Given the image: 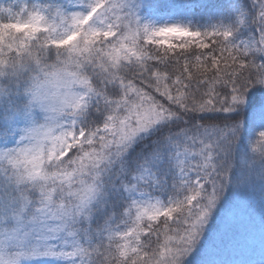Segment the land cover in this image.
I'll list each match as a JSON object with an SVG mask.
<instances>
[{
	"label": "snow or ice",
	"instance_id": "obj_1",
	"mask_svg": "<svg viewBox=\"0 0 264 264\" xmlns=\"http://www.w3.org/2000/svg\"><path fill=\"white\" fill-rule=\"evenodd\" d=\"M0 264H264V0H0Z\"/></svg>",
	"mask_w": 264,
	"mask_h": 264
}]
</instances>
